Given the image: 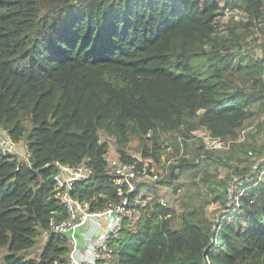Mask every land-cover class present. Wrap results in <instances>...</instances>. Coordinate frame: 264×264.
<instances>
[{"label": "trees", "instance_id": "obj_1", "mask_svg": "<svg viewBox=\"0 0 264 264\" xmlns=\"http://www.w3.org/2000/svg\"><path fill=\"white\" fill-rule=\"evenodd\" d=\"M224 11L247 22L230 21L222 38L216 20ZM261 20L264 0H0V129L29 152V166L0 157L1 264L65 261L64 237L40 239L52 220L66 217L53 196L60 166L88 161L93 175L73 196L91 210L116 200L99 132L114 138V155L125 163L136 161L132 143L155 162L170 147L172 154L185 149L191 157L170 166L163 182L170 186L196 175L201 162L214 164L209 155L217 153L204 151L192 133L237 140L246 119L264 112V60L244 56L247 43L237 34ZM232 147L216 163H248V151L262 145L247 138ZM232 179L201 178L210 203L231 201L234 209L233 220L217 226L207 198H186L179 215L153 191L140 222H124L112 242L111 264H264V183L255 177L230 195Z\"/></svg>", "mask_w": 264, "mask_h": 264}, {"label": "built area", "instance_id": "obj_2", "mask_svg": "<svg viewBox=\"0 0 264 264\" xmlns=\"http://www.w3.org/2000/svg\"><path fill=\"white\" fill-rule=\"evenodd\" d=\"M192 135V140L202 142L204 151L213 153L227 152L235 142H241L239 136L237 140L212 137L201 130ZM19 144L0 129V157H14L18 164L29 166V152L24 145V153H20ZM182 153L183 148H180L177 155L181 156ZM107 155L108 153L105 156V175L114 187L116 200L107 202L102 209L91 210L88 202L73 196L74 186L93 175L87 160L75 166H60L53 177V196L61 201L66 217L52 220L49 231L42 233L40 239L45 243L49 233H52L64 237L68 246L65 261L53 264H109L113 259L111 244L118 239L123 223L126 222L129 226L139 223L154 199L149 186L168 180L170 163L164 157H161L157 165L152 160L141 157H137L135 162L125 163L115 156L109 158ZM248 155L252 156V153L248 152ZM200 158L204 156L201 155ZM159 202L166 206L163 200L159 199Z\"/></svg>", "mask_w": 264, "mask_h": 264}, {"label": "rangeland", "instance_id": "obj_3", "mask_svg": "<svg viewBox=\"0 0 264 264\" xmlns=\"http://www.w3.org/2000/svg\"><path fill=\"white\" fill-rule=\"evenodd\" d=\"M247 22V19L241 17L238 13L235 11H224L223 13L219 14L217 20H216V35L219 37H226L227 36V30L229 28H232L234 24L233 22L238 21ZM237 34H240L242 38H244V41L247 43V48H244L243 55L246 57H252L253 59H257L261 63V59L264 60V20H261L260 22H253L252 25L249 27V33L247 34L244 29H240L237 31ZM237 48L234 47L232 51H236ZM250 83H252V80H249L247 83L244 84V86H249ZM251 91V90H250ZM260 107V106H259ZM258 107V108H259ZM264 107V101L263 105ZM257 114L254 117L246 119V121L243 124V127L241 130H238L237 136H239L241 143L246 142L247 138L249 143H253L256 146H261L262 148L260 152L253 153L252 151H248L252 153V156L249 158V162L246 163H240L236 159H233L228 162L227 166L221 165V163H216L217 157H227L232 152L233 147L230 148L229 151L224 152H218L217 154L209 155L211 160L215 161L214 164L207 165L204 162H201L199 164L197 174L194 175L192 173L185 174L182 176L179 181L173 183L171 186L168 183H157L154 185H150L151 191L156 192V197L163 200L166 204V207L173 208L177 214H181L182 208H181V202L185 200L188 197H193L194 203H200L204 201L205 198L206 202H208V205L206 207V213L207 217L216 223L215 226H217V221L226 219L227 221L233 220V210H230L231 201L228 202V204L225 207H222L219 203H210V196H208L206 185L201 182V178L204 175L208 176H215L220 179H225V177H231L233 178L230 184V187L228 188L229 194L232 195L236 189L241 187V182L243 183H249L254 180L255 177H258L259 183H264V112H261L260 110L256 109ZM262 123V127L258 128L257 124ZM203 130V129H201ZM204 131V130H203ZM198 133V132H197ZM201 134V133H200ZM249 135V136H248ZM250 136H254L253 139L250 138ZM99 140L100 142H106L109 146L108 149V157L111 158L115 153V140L113 137H108L104 132H99ZM131 148L129 149L130 155L134 156L135 158L140 157V152L136 151V143H132ZM24 143H20L18 146V151L20 153H24ZM172 147L168 148L165 154H163L161 157H164L165 161H169L170 166L175 165L178 163L180 159H188L190 158V153H183L181 156H178L177 154H172ZM170 154V155H167ZM172 154V155H171ZM178 156V159L174 161V158ZM161 157L158 162L153 161L155 164L159 165V162L161 160ZM207 157V155H206ZM205 157V158H206ZM199 160L196 161L198 163ZM233 167H238L239 174L234 175L231 171H233ZM259 170H262L259 172ZM168 181V180H167ZM166 181V182H167ZM182 185L181 188H178V185ZM149 187H146L147 190H150ZM176 187V191H175ZM244 190H240L238 193V196L242 194ZM152 195V192H150ZM154 195V194H153ZM207 195V196H206ZM155 197V196H154ZM230 199V198H229ZM264 204V196L261 197V201H259V207ZM224 215L223 217H221ZM177 226V222L174 224ZM242 227H247L248 223L241 222ZM39 247V245H38ZM40 249V247H39ZM37 253V247L34 249L33 252H30V258L34 257ZM5 255V250H0V264L2 261V257ZM113 261V259H112ZM112 261L109 263L111 264Z\"/></svg>", "mask_w": 264, "mask_h": 264}, {"label": "water", "instance_id": "obj_4", "mask_svg": "<svg viewBox=\"0 0 264 264\" xmlns=\"http://www.w3.org/2000/svg\"><path fill=\"white\" fill-rule=\"evenodd\" d=\"M215 225H216V223H215Z\"/></svg>", "mask_w": 264, "mask_h": 264}]
</instances>
